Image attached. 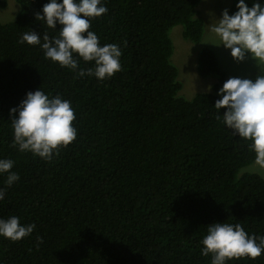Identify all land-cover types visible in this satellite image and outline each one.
<instances>
[{
	"label": "trees",
	"instance_id": "16d2710c",
	"mask_svg": "<svg viewBox=\"0 0 264 264\" xmlns=\"http://www.w3.org/2000/svg\"><path fill=\"white\" fill-rule=\"evenodd\" d=\"M17 1L15 18L0 22V159L14 161L20 179L9 187L0 173V219L36 227L17 242L0 236V264H211L202 255L209 224L239 223L264 237V177L243 171L255 161L251 141L223 123L226 107L215 108L228 75L211 46L200 48L197 66L216 76L215 92L178 93L170 29L180 24L200 42L202 0H101L108 12L91 19L90 31L122 51V70L104 80L78 75L94 61L74 53L73 71L41 45L20 43L25 32L42 43L45 32L58 37L63 25L36 18L51 0ZM257 2L264 8L245 0ZM40 89L76 114V140L51 161L13 145L10 110ZM226 264H264V253Z\"/></svg>",
	"mask_w": 264,
	"mask_h": 264
},
{
	"label": "clouds",
	"instance_id": "9594fccd",
	"mask_svg": "<svg viewBox=\"0 0 264 264\" xmlns=\"http://www.w3.org/2000/svg\"><path fill=\"white\" fill-rule=\"evenodd\" d=\"M239 11L229 15L225 9L218 24L211 28L220 38V43L231 49L233 58L244 61L246 54L256 60L264 72V8L260 3L249 7L245 0H239ZM108 12L101 6V0H51L43 7V14L36 18L46 22L48 28L56 29L57 21L63 25L58 37L50 39L47 32L41 36L36 32H25L20 43L41 45L46 58L57 62L61 67L76 71L78 61L74 53L85 62H95V67L80 69L79 76L94 75L100 80L108 79L122 70L121 48L116 44L100 46L99 37L91 28V19ZM218 44V45H219ZM211 85H209V91ZM222 99L215 103L217 112L227 108L223 123L234 134L251 141L249 147L255 152V164L264 169V74L258 75L255 82L247 78H229L219 90ZM14 129V146L21 152H31L46 161L59 155L62 148L68 147L77 138L75 110L68 100L60 96L49 98L41 89L29 92L19 109L10 110ZM19 111L18 116L15 114ZM217 119L220 116L217 115ZM14 161L0 159V173H7L6 185L11 186L20 179L18 173L11 171ZM4 190L0 189V200ZM35 224L21 225L16 216L0 219V236L13 242L29 236ZM259 239V243H257ZM42 242V238H41ZM202 255H212L211 264H226L232 259H256L264 253V237L249 236L241 224L212 223L203 238Z\"/></svg>",
	"mask_w": 264,
	"mask_h": 264
},
{
	"label": "rangeland",
	"instance_id": "374dc122",
	"mask_svg": "<svg viewBox=\"0 0 264 264\" xmlns=\"http://www.w3.org/2000/svg\"><path fill=\"white\" fill-rule=\"evenodd\" d=\"M232 1H201L198 9L204 19V33L200 42H192L186 39L183 36V26L180 24H176L170 29V37L174 44L170 59L177 67V79L182 83V87L178 93L185 98H191L197 92L209 91V85H211L210 91L215 92L213 84L217 81L216 76H203L198 71L197 58L200 48L204 45H209L216 51L222 67L227 72L228 79L232 77L247 78L255 82L258 75L264 74L256 60L252 58L251 53L246 54L244 61L235 60L231 54V49L219 44V36L211 31V28L218 24L219 19L222 18L224 10H229ZM18 10L19 3L17 0H0V22L6 23L13 20ZM219 90L215 93L222 98ZM243 171H257L264 177V169L256 165L255 161L244 167Z\"/></svg>",
	"mask_w": 264,
	"mask_h": 264
}]
</instances>
